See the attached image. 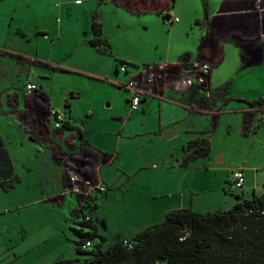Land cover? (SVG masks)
I'll use <instances>...</instances> for the list:
<instances>
[{
  "label": "rangeland",
  "instance_id": "obj_1",
  "mask_svg": "<svg viewBox=\"0 0 264 264\" xmlns=\"http://www.w3.org/2000/svg\"><path fill=\"white\" fill-rule=\"evenodd\" d=\"M21 1L0 0V16L12 23V32L18 37V45L0 38V46L14 47L39 62L22 64L9 58H4L5 64L0 62L4 101L0 132L12 162L10 175L0 176V264H50L59 257H82L77 248L80 237L74 230L80 226L72 214L80 207L77 195L64 190L50 147L39 135L35 138L27 132L21 116L10 112L13 109L7 105L9 91L22 95L29 78L51 96L52 112L68 117L71 112V122L81 129L75 133L80 131L92 145L118 155L101 167L100 185L91 190L97 204L94 222L109 241L134 236L162 222L167 207L188 205L201 213L228 211L243 198L264 193V180L259 178L258 187L250 171L257 173L264 167L257 165L259 161L252 163L254 158H264V112L256 109L253 123L260 121V125L246 135L241 108L247 103L239 101V97L253 101L264 96V63L243 68L236 43H227L226 60L218 78L217 68L213 69V82L218 85L220 79L219 86L231 83V94L237 100L230 99L223 106L218 120L201 115L197 123L210 135L211 149L206 157L197 159L190 169H174L172 164L179 157L194 153L190 141L196 138L188 140L183 133L172 138L164 134L130 136L159 125L160 106L159 98H153L154 102L141 104L139 111H131L132 93L125 86L132 77L128 72L135 74L147 64L174 58L184 43L198 37L200 20L209 8L217 9L219 0H209L212 6L207 10L206 0H149L144 8L139 7L140 0H80L79 4L77 0ZM166 11L179 21L169 19ZM94 17L102 24V37L111 45L108 55L89 44L95 36ZM18 27H24L27 35L18 33ZM156 59L158 62H147ZM118 61L127 63L128 72L118 73ZM10 101L15 105L13 98ZM180 111L164 108V121L169 117L173 121ZM186 120L176 124L179 132L195 121ZM26 126L35 132L32 122ZM237 168L249 177L244 188L232 185L231 172Z\"/></svg>",
  "mask_w": 264,
  "mask_h": 264
},
{
  "label": "trees",
  "instance_id": "obj_2",
  "mask_svg": "<svg viewBox=\"0 0 264 264\" xmlns=\"http://www.w3.org/2000/svg\"><path fill=\"white\" fill-rule=\"evenodd\" d=\"M140 1L142 5L146 3L145 0ZM207 3L206 0L205 5ZM92 26L95 36L89 40V44L101 54H110L111 45L102 37V24L96 17L93 18ZM239 44L243 48V59L248 62L246 51L249 43L239 41ZM123 64L127 63L118 61V73ZM228 89V84L219 88L223 95L227 94ZM36 91L27 96L34 97ZM249 104L253 109L243 113L246 135L250 131L256 132L260 125V121L253 123L258 112L255 107L259 105L262 110L264 99L250 101ZM50 113L52 111L48 114ZM48 120L44 121L42 130H46L49 134L51 124ZM64 123L61 129H74V126L69 125V121ZM209 138L210 135L205 131L203 135L190 141L194 153L190 155L186 153L182 160L183 166H192L197 159L209 154L211 149ZM183 149L187 150V146ZM11 167L12 162L0 132V176L10 175ZM73 172L85 176L77 170ZM66 188L70 186L67 184ZM76 195L80 207L74 209L72 214L74 221L80 226L74 230L80 237L77 248L82 257L75 259L59 257L50 264H264V193L255 195L251 199L243 198L228 211L201 213L192 208L172 210L166 214L162 222L151 225L134 236L115 241H109L98 231L93 215L97 207L94 203L96 198L91 192L76 193ZM85 208H88L87 213ZM87 216L90 217L89 220H86ZM183 236L186 237L183 239ZM97 238L100 240L98 241ZM126 239L134 241L132 248L124 244ZM87 241H91L92 246L84 248L83 245Z\"/></svg>",
  "mask_w": 264,
  "mask_h": 264
},
{
  "label": "crops",
  "instance_id": "obj_3",
  "mask_svg": "<svg viewBox=\"0 0 264 264\" xmlns=\"http://www.w3.org/2000/svg\"><path fill=\"white\" fill-rule=\"evenodd\" d=\"M147 1L146 4L149 3V0ZM23 3V0L21 1ZM78 3V2H77ZM79 4V3H78ZM124 4V3H123ZM209 0L206 5V10L207 7L209 6ZM129 6V5H126ZM142 6V7H141ZM130 7V6H129ZM140 8H144L142 4L139 6ZM258 7L264 8V0H219L217 9L215 11H211L209 8L205 17L200 20L201 23V30L200 32L197 33L198 37L193 39L192 42L190 43H184L182 47L174 54V58H167V60H164V64L170 65L174 68L175 71H178L179 67L176 66L178 63L179 59L187 54V53H192L197 58L202 59L204 61H208L212 64V73H211V86L212 84L214 85L213 82V69L217 68L216 73H217V78L219 71L221 70L226 57H227V43L230 42V46L233 45L235 46V43L238 45L240 48V55L242 58V64L243 68H249V66H254L258 65L261 66L264 63V38L261 37V34H264V11L259 12ZM19 7L15 9L16 12H18ZM131 8V7H130ZM137 9L136 7H133ZM164 11L165 9H161ZM168 14H171V12L166 11V16ZM1 21L4 23H1ZM18 33H20L22 36L27 35V31L24 29V27H18ZM13 29H12V23L10 24L4 22V20L0 16V38L8 44L10 41L15 42V45H18V42L16 41L17 38L15 34H13ZM16 38V39H15ZM14 40V41H13ZM27 39H24L25 41ZM239 41L247 42L249 43V48L246 51L247 52V61L243 59V48L241 44H239ZM229 46V47H230ZM17 49L14 47H1L0 46V62H4V58H9L12 61H17L19 63H29V62H34L38 63L39 61L37 59L32 58L31 56L28 55H23L20 54L19 52H16ZM245 51V50H244ZM148 63L150 62H158V59L155 61L149 60L147 61ZM170 62V63H169ZM175 62V63H173ZM5 64V62H4ZM148 65V64H147ZM145 65V66H147ZM23 66V65H22ZM142 71V70H141ZM141 71L132 74L131 72H128L129 74L132 75V77L140 75ZM28 73H31V69L28 71ZM131 77V78H132ZM33 82L37 85V91L34 94V101L35 104L40 106L46 113V117L48 116L49 111H51V105H52V98L48 93L39 90V85L37 84L34 79L29 78L27 82ZM170 78L167 80H157L153 85L152 89L153 91L147 92L143 95V103H145L147 100H150L151 103L152 101L154 102L155 99L153 98H159V106H160V123L159 125L157 124L156 127H153V129L148 128L144 129L141 133L135 132L132 133L130 136H142V135H149V136H155L158 134H164L166 131L176 129L177 130V135L180 134H187L188 135V140L191 138H197L201 135L204 134L205 131H202L199 129V126L197 123L199 122V116L201 115H209L212 116V120H218L221 109L223 106L230 100H237L235 99V96L231 94V83H224L223 85L220 79H218L217 83L218 85H214L215 88L212 86L213 89L219 90L220 87L229 85V89L227 91V94H222L221 91L219 90V94L216 98L210 100L207 106L201 107V106H193L192 104L196 103L198 97L200 96L195 87H182L178 88L175 84L170 83ZM24 83V86L26 85ZM218 86V87H217ZM147 89V88H146ZM148 90V89H147ZM44 94V95H43ZM73 96V92H71ZM13 95L14 105H11V97ZM30 97V96H29ZM27 93L25 89H23V94H19L18 92H10L8 93V98H7V105L11 106L10 112L14 113L17 117L18 112L16 108V105L21 102L23 99H27ZM239 101H245L247 104H249V99H243L242 97H239ZM264 99V96L261 98ZM145 100V101H144ZM247 100V101H246ZM257 99H254L253 101H256ZM260 100V99H258ZM221 102H223V105H221ZM68 101L66 102L67 106ZM245 103V104H246ZM244 108H241L242 111H248L252 110L253 107L249 104ZM192 105V106H191ZM0 106H4V101H3V95L0 93ZM70 102L69 106L70 107ZM175 107L178 108V111L180 113L175 117V119L172 121V119L169 117L164 121V108L166 107ZM194 107V108H193ZM18 108V107H17ZM264 108V107H263ZM204 109V110H203ZM255 109H261L260 106L255 107ZM140 110V108H139ZM138 110V111H139ZM263 110V109H262ZM132 112H134L131 109ZM143 112H146L145 107ZM71 114V112H70ZM69 116H72L70 115ZM66 115V114H64ZM147 119L150 118V116H146ZM19 118V117H18ZM73 118V117H72ZM72 118L68 117L66 115V122L69 121V125L74 126L73 123L71 122ZM191 118L192 120L195 121H189V125L184 126V123L187 124L186 122L183 123L184 130L179 132V128L176 126V124L179 121H185L186 119ZM188 119L186 121H188ZM21 124L23 126H26V122H23L22 119H20ZM191 122V123H190ZM65 123L62 125L64 126ZM142 127L145 128V124L141 125ZM49 127V126H48ZM124 127V125H123ZM158 127V129H157ZM46 129V128H44ZM66 128L63 129H55L54 128V122L52 121V124L49 127V134L46 132V130H43L42 133L39 134V138L45 142V144L50 147L51 149V161L53 164L56 166L60 167L61 175L59 176V179L62 181L64 185V190H66V185L69 182V173L73 172L75 170L81 172L84 174L86 177H89L91 181L93 182V187H98L100 185V170L101 167L104 165H107L114 160V158L118 155H113L108 151H104V149H101L99 147H96L92 145L88 139H85V136L82 138H73L75 137V132L73 131H65ZM81 130V129H77ZM43 133L45 136H43ZM42 134V135H41ZM84 135V134H83ZM36 138H38L36 135H34ZM175 137V136H174ZM187 140V141H188ZM255 140V139H254ZM253 142V141H252ZM67 143L70 146V150L67 151ZM81 146V147H80ZM84 147L89 148L92 152V154H87L86 151L84 152ZM83 150V153L81 151ZM183 155V154H182ZM254 158L255 160L252 162L254 165H256V162L259 161L257 165L264 166V158ZM182 160L181 157L177 159L176 164H172V167L175 169L177 167L182 168V169H190L191 166H183L182 165ZM196 162V161H195ZM194 162V163H195ZM58 168V167H57ZM261 168V167H258ZM59 171V168L57 169ZM252 171L251 178L253 181H257V185L259 187V178L261 177L264 180V167L261 170H257V173ZM233 172V171H232ZM231 172V173H232ZM245 173V172H244ZM246 183L249 181L248 175H246ZM248 178V179H247ZM245 183V185H246ZM92 187V188H93ZM245 187V186H244ZM243 187V188H244ZM92 188L88 189L92 190ZM64 194H60L59 197L63 196ZM253 198V197H251ZM251 198H246V199H251ZM172 207H167L166 211H164L165 217L166 214L169 211L172 210H177L180 208H193V206H185V205H179L177 209H171Z\"/></svg>",
  "mask_w": 264,
  "mask_h": 264
},
{
  "label": "built area",
  "instance_id": "obj_4",
  "mask_svg": "<svg viewBox=\"0 0 264 264\" xmlns=\"http://www.w3.org/2000/svg\"><path fill=\"white\" fill-rule=\"evenodd\" d=\"M80 3V0H77ZM259 12H263L264 8L258 7ZM169 19H172L174 22H178L179 18L168 14ZM261 37L264 38V34H261ZM179 67L178 71H175L174 67L166 65L164 63H157L152 65L145 66L140 75L132 77L127 84L126 88L131 91L132 97L130 99L131 109L133 111L139 110V107L142 103L143 95L147 92L153 91L152 85L157 80H167L170 78V83L175 84L178 88L182 87H195L197 93L200 95L193 104V106L205 107L208 105L210 100L216 98L219 94V91L215 90L211 86V73H212V64L208 61L197 58L192 53L185 54L181 59H179L176 64ZM128 65L123 64L120 67V71H127ZM148 90H147V89ZM37 85L31 81L27 82L25 85V91L27 94H32L36 91ZM52 111V110H51ZM55 115L56 122L54 123L55 129H60L62 124L66 120V116L58 111L52 112ZM50 113V115L52 114ZM51 118H54L51 115ZM232 185L234 188H242L246 182V176L242 168H237L232 172ZM68 185L70 188H66L68 191L75 193H89L90 188L93 187L91 179L81 175L78 172L69 173V182ZM83 186L86 187V191L83 190ZM94 188V187H93ZM87 192V193H86ZM90 217L87 216L86 220H89ZM186 236H183V239ZM124 244L129 248L134 246V241L131 239L124 240ZM92 246L91 241H87L83 247Z\"/></svg>",
  "mask_w": 264,
  "mask_h": 264
},
{
  "label": "flooded vegetation",
  "instance_id": "obj_5",
  "mask_svg": "<svg viewBox=\"0 0 264 264\" xmlns=\"http://www.w3.org/2000/svg\"><path fill=\"white\" fill-rule=\"evenodd\" d=\"M139 2H141V1H139ZM127 3L131 4L130 2H127ZM14 107H15V105H14ZM14 107H13V109H14ZM16 109H17L18 114L21 116V119L23 120V122H27L28 123L30 121V122L33 123L34 131H35L34 133L30 132L27 129L28 126H24V129L27 132H29L31 135H33V136L36 135V134L39 135L40 133H42L43 132L42 125H43L44 121L48 120V119L50 120L49 114L46 117V113L47 112L45 113V111L40 106L35 104L34 97H32V96H30V97H28L27 99H24V100L22 99L21 102L18 104V106L16 105L15 110ZM49 120H48V122H49ZM43 136H45L44 133H43ZM75 137H77V138H81L82 137L83 138L84 136H83V133H80V131L79 132L77 131V133L75 134ZM66 148H67V151L70 150V146L68 145V143H67ZM82 149H84V152L86 151L87 154L88 153L92 154V152L90 150H88L89 148L84 147ZM81 153H83V150L81 151Z\"/></svg>",
  "mask_w": 264,
  "mask_h": 264
},
{
  "label": "water",
  "instance_id": "obj_6",
  "mask_svg": "<svg viewBox=\"0 0 264 264\" xmlns=\"http://www.w3.org/2000/svg\"><path fill=\"white\" fill-rule=\"evenodd\" d=\"M121 89V88H120ZM145 101V100H144ZM143 102V101H142ZM49 116H50V124H52V119L53 118H51V115L49 114ZM74 131H76L77 130V127H75L74 126V129H73ZM72 129H66V130H64V132L65 131H73ZM177 135V130L176 129H173V130H169V131H166L165 133H164V136H165V138H172V137H174V136H176ZM221 161H223V160H221ZM220 161V162H221Z\"/></svg>",
  "mask_w": 264,
  "mask_h": 264
},
{
  "label": "bare ground",
  "instance_id": "obj_7",
  "mask_svg": "<svg viewBox=\"0 0 264 264\" xmlns=\"http://www.w3.org/2000/svg\"><path fill=\"white\" fill-rule=\"evenodd\" d=\"M53 116H55L53 113H52Z\"/></svg>",
  "mask_w": 264,
  "mask_h": 264
}]
</instances>
